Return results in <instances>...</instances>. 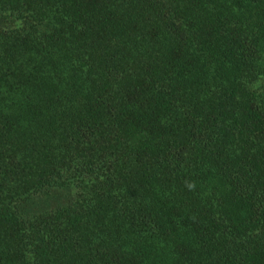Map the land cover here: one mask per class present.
Masks as SVG:
<instances>
[{
	"label": "trees",
	"instance_id": "1",
	"mask_svg": "<svg viewBox=\"0 0 264 264\" xmlns=\"http://www.w3.org/2000/svg\"><path fill=\"white\" fill-rule=\"evenodd\" d=\"M0 264H264V0H0Z\"/></svg>",
	"mask_w": 264,
	"mask_h": 264
}]
</instances>
